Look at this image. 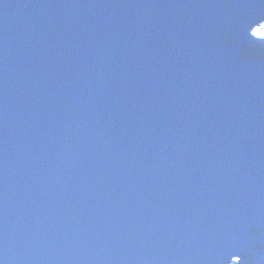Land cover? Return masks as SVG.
Wrapping results in <instances>:
<instances>
[{"label": "water", "instance_id": "95a60500", "mask_svg": "<svg viewBox=\"0 0 264 264\" xmlns=\"http://www.w3.org/2000/svg\"><path fill=\"white\" fill-rule=\"evenodd\" d=\"M263 21L0 0V264H264Z\"/></svg>", "mask_w": 264, "mask_h": 264}, {"label": "rangeland", "instance_id": "374dc122", "mask_svg": "<svg viewBox=\"0 0 264 264\" xmlns=\"http://www.w3.org/2000/svg\"><path fill=\"white\" fill-rule=\"evenodd\" d=\"M262 25H264V23H262V24H260V25H258V26H256V27H254L252 30H251V35L252 36H254V37H258V38H260V37H264V34H261V35H257L256 33H257V31L258 30H260L261 29V26ZM233 261H235V259H233Z\"/></svg>", "mask_w": 264, "mask_h": 264}, {"label": "snow or ice", "instance_id": "6c2138e0", "mask_svg": "<svg viewBox=\"0 0 264 264\" xmlns=\"http://www.w3.org/2000/svg\"><path fill=\"white\" fill-rule=\"evenodd\" d=\"M257 35L264 34V25L261 26V29L257 31Z\"/></svg>", "mask_w": 264, "mask_h": 264}, {"label": "clouds", "instance_id": "9594fccd", "mask_svg": "<svg viewBox=\"0 0 264 264\" xmlns=\"http://www.w3.org/2000/svg\"><path fill=\"white\" fill-rule=\"evenodd\" d=\"M262 23H264V21L263 22H261L260 24H262ZM260 24H258V25H260ZM257 25V26H258ZM256 27V26H255ZM250 33H251V31H250ZM258 40H264V37H260V38H258V37H256Z\"/></svg>", "mask_w": 264, "mask_h": 264}, {"label": "flooded vegetation", "instance_id": "af4514ba", "mask_svg": "<svg viewBox=\"0 0 264 264\" xmlns=\"http://www.w3.org/2000/svg\"><path fill=\"white\" fill-rule=\"evenodd\" d=\"M235 261H237V259H235Z\"/></svg>", "mask_w": 264, "mask_h": 264}]
</instances>
